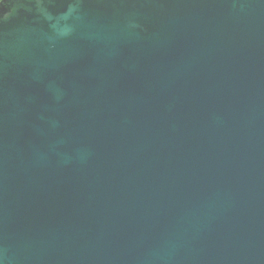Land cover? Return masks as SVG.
Returning <instances> with one entry per match:
<instances>
[{"label":"water","instance_id":"water-1","mask_svg":"<svg viewBox=\"0 0 264 264\" xmlns=\"http://www.w3.org/2000/svg\"><path fill=\"white\" fill-rule=\"evenodd\" d=\"M0 264H264V0H0Z\"/></svg>","mask_w":264,"mask_h":264}]
</instances>
